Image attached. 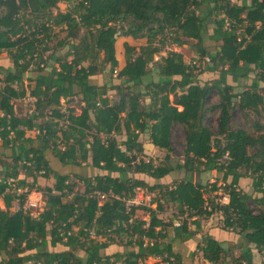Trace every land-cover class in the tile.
<instances>
[{
    "label": "trees",
    "instance_id": "1",
    "mask_svg": "<svg viewBox=\"0 0 264 264\" xmlns=\"http://www.w3.org/2000/svg\"><path fill=\"white\" fill-rule=\"evenodd\" d=\"M121 37L146 43H125L120 68ZM190 42L197 64L167 49ZM2 52L10 67L0 65V264H182L172 244L198 235L196 251L210 264H255L253 250L264 264V0H0ZM197 68L210 79L200 81ZM27 98L32 113L18 115L13 101ZM235 110L245 129L231 123ZM175 125L184 148L172 165ZM142 134L166 151L162 164L144 160ZM175 171L182 176L167 183ZM212 171L219 185L192 180ZM39 177L53 184L41 187ZM25 188L42 194L36 218L13 211L6 193ZM136 188L160 196L142 208L148 220L124 208ZM163 202L177 210L168 222ZM214 214L220 226L202 235L200 219ZM225 236L241 245L223 246Z\"/></svg>",
    "mask_w": 264,
    "mask_h": 264
},
{
    "label": "rangeland",
    "instance_id": "2",
    "mask_svg": "<svg viewBox=\"0 0 264 264\" xmlns=\"http://www.w3.org/2000/svg\"><path fill=\"white\" fill-rule=\"evenodd\" d=\"M66 8H67L66 4L62 3V4L58 5V9L60 11H65ZM64 38H65V33H61L58 36V38L55 39V44L56 43L57 44L62 43ZM124 40H126V41H124ZM125 43L132 45V46L139 47L141 45H144L146 43V41H145V39L133 40L130 37L118 38L116 41V44H115V48H116V58L118 60L119 67L124 65V44ZM175 51L179 52L183 55L184 62L187 64L192 62L193 60H196L198 57L194 51L192 42H190L189 44H186L182 47L175 48ZM165 54H166L165 52H162V53L156 55L154 57V61L160 62V60H161L160 58L164 57ZM0 65L3 66L4 68L10 67V62L8 61V55L6 54V52H2V54L0 55ZM201 70H202V68L196 69L198 79L200 81H201V79L204 80L205 78L207 80L210 79V77H208L204 74H200ZM153 73H154V79L151 77V75L150 76L147 75V77L144 79L145 80L144 83H146V82L149 83V81L152 82V79L153 80L157 79L154 68H153ZM26 76H29V75H26ZM96 78H98V77H95L94 79H96ZM247 83L249 84L250 82L247 81ZM236 91H239V89H236ZM108 97L111 100V102H113V103H117L119 100V95L114 91H109ZM29 102H30L29 99H23L22 101H18V100L13 101L15 112L18 115L19 114H21V115L25 114L30 107ZM207 102L210 105L218 103L217 95L215 93H213ZM61 105H62V110H64L65 107L67 106V103L64 101H61ZM72 106L79 108V105L77 104L76 101L72 104ZM204 123L206 126L211 128L214 132H216L218 130V117H217V115H215V114L206 115ZM231 123L234 125V127L242 128V129H245L247 127V125L250 124L249 121H246L243 118V115L239 110H235L232 113ZM35 135H36L35 131L27 132V136H29V137L33 138ZM118 140L120 141L122 139L118 138ZM139 140L143 144L144 154H145L144 160L145 161L151 160L154 165L162 164L164 157L166 155V151L159 149V148H156L153 145H151L150 141L148 140L147 134H142L140 136ZM170 141H171V147H172V154L170 155L171 156L170 163L172 165H175L177 163H182V161H183V148H184V131L180 125L173 126V128L171 130ZM181 176H182V172L175 171L170 176L166 177V182L170 183L174 179L178 180V178H180ZM220 178H221V176L216 174L214 171L202 173L200 176H198L196 174L192 175V180H194V181L199 180L202 183H210V184L217 182L218 185L220 184ZM38 184L41 187L51 186L53 184V179L52 178L44 179L42 177H39L38 178ZM75 184H77L75 190H79L80 192H82L83 188L80 186L81 184L78 181H76ZM149 196L151 198V202H152L153 198L160 197L157 193H150ZM219 198L222 199L223 198L222 195H219ZM151 205H152V208H155V206H156L155 203H153V202ZM250 206L252 209H254V206L252 204H250ZM0 208H4L3 203L1 201H0ZM163 208H164V212L160 213V217L163 218L166 222H168L171 218H174L177 215V210H176L175 206L172 205L171 203L167 204L166 202H163ZM12 209H13V211H15L16 206L14 205V207ZM135 216L138 219L148 220V214L146 212H144L142 209L137 210L135 212ZM221 221H222V218H221L220 214H214L207 219H203V218L200 219V222H201L200 233L203 235V234L207 233L209 230H213L214 228H218L221 224ZM179 223L180 222L177 220L174 224L179 225ZM167 233H168V235L165 239V242H168L169 238L172 236V230L170 228L167 229ZM200 240H201V235H198L195 238H193L192 240H190L187 243V245H184L181 242L173 245L175 247H179V248H177V253L181 254V256H182V264H210L202 258L201 252L196 251V246L200 242ZM236 245H241V244L238 243V240L232 241L231 238H230V242L227 241V242H224V244H223V246H225L227 248H231L232 246L234 247ZM252 252H253L254 263L255 264H261L263 258L255 250H253ZM192 254H193V259H192ZM76 255L78 257H82L83 252H81L80 250H77ZM155 261H157V260L148 259L147 264H151Z\"/></svg>",
    "mask_w": 264,
    "mask_h": 264
},
{
    "label": "built area",
    "instance_id": "3",
    "mask_svg": "<svg viewBox=\"0 0 264 264\" xmlns=\"http://www.w3.org/2000/svg\"><path fill=\"white\" fill-rule=\"evenodd\" d=\"M175 48H177V47L174 45L169 46V47L167 46L168 50H174L175 51ZM208 62H209L208 58H205L201 61L202 65H204L205 63H208ZM190 63L197 64V59L193 60ZM114 73H116V71ZM27 99L30 100L29 106H32V103L34 102V100L32 98H27ZM32 111H33V109L31 107L28 110V113H32ZM61 112H64V110H62ZM6 193H11V194L15 195V199L12 202V207H14V205H15L16 210H19L21 208L22 211L24 212V214L28 213L33 218H36L37 215L42 211V209L45 206L42 194L39 191H36V190L28 191L26 188L25 189H18L16 191L13 189L12 190L7 189ZM22 194L25 195V200H24L23 205L20 206V195H22ZM149 195L150 194L146 190L141 189V188H136L131 197L126 198V199H122L125 210L129 211L132 208H136L137 210L142 209V208H152L151 198ZM219 195H221V193H218V196ZM222 197H223L222 199L219 198V201L221 203H226L227 197L226 196H222ZM101 198H103V196H101ZM116 199H119V198L116 197ZM1 209H4V208H1ZM208 210H209V208H208ZM175 226H178V225L176 224ZM68 235H69V233H68ZM61 237L65 238V236L63 234H61ZM89 237L91 239H95V240H100V241L102 240L101 238L95 237L93 229H90Z\"/></svg>",
    "mask_w": 264,
    "mask_h": 264
},
{
    "label": "crops",
    "instance_id": "4",
    "mask_svg": "<svg viewBox=\"0 0 264 264\" xmlns=\"http://www.w3.org/2000/svg\"><path fill=\"white\" fill-rule=\"evenodd\" d=\"M124 41H126V40H124ZM122 67V66H121ZM120 67V68H121ZM144 220V219H143ZM227 239V240H226ZM230 242V238L228 237V236H225V238H224V242ZM232 241H235L234 239H232ZM177 243H180V242H174L173 244H172V246L173 245H175V244H177ZM184 245H187V243H183ZM177 248H179V247H175V246H173V249H174V251H176L177 252ZM153 260V259H152Z\"/></svg>",
    "mask_w": 264,
    "mask_h": 264
}]
</instances>
